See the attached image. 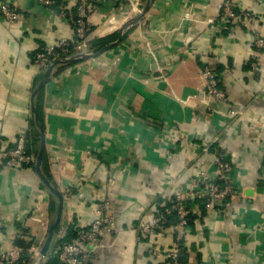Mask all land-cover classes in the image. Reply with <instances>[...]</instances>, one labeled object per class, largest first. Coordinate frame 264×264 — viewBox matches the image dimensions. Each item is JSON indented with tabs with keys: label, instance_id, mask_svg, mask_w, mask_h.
Instances as JSON below:
<instances>
[{
	"label": "crops",
	"instance_id": "1",
	"mask_svg": "<svg viewBox=\"0 0 264 264\" xmlns=\"http://www.w3.org/2000/svg\"><path fill=\"white\" fill-rule=\"evenodd\" d=\"M6 1L19 16L12 25L0 20V151L13 145L18 131L30 134L34 104L45 139L40 172L63 199L50 249L67 229L71 240L87 228L104 204L114 230L87 249L85 264H166L147 250H169L172 233L142 236L138 226L187 190L199 172L213 176L211 151L217 148L232 164L239 195L225 212L192 206L186 262L264 264V51L259 75L250 70L252 40L256 34L264 38V0H235L236 12L254 20L238 17L232 34L211 24L223 0H150L118 44L95 58L55 67L38 92L43 72L32 56L60 40L73 41L71 22L35 0ZM74 4L67 0L65 6L71 11ZM134 15L127 0L99 3L86 51L95 41L115 42ZM204 66L216 74L226 104L208 109L200 102ZM50 202L56 210L57 199L34 167L0 161V253L11 251L21 235L32 239L26 256L37 263L55 215Z\"/></svg>",
	"mask_w": 264,
	"mask_h": 264
},
{
	"label": "built area",
	"instance_id": "2",
	"mask_svg": "<svg viewBox=\"0 0 264 264\" xmlns=\"http://www.w3.org/2000/svg\"><path fill=\"white\" fill-rule=\"evenodd\" d=\"M67 0H35L36 4L44 8H53L61 18H66L71 22L74 38L73 41L60 40L54 46L39 48L32 56V63L39 72L45 71L51 64L58 60L74 55H80L87 51V32L90 26L91 17L99 3L111 0H75L73 10H67L65 4ZM129 1L135 14L139 12L141 3ZM235 0H223L217 17L212 21V25L219 33L232 34L234 32V20L238 17L253 21L254 17L248 12H236ZM18 13L12 3L0 0V20L12 25L18 19ZM254 55L250 60V70L253 76L259 75L261 56L264 51V38L256 34L252 40ZM202 80V91L200 102L208 109H212V103L226 104L227 97L220 88L219 80L214 72L204 66L200 71ZM231 116L240 115L241 112H228ZM228 115V114H227ZM28 130H21L16 133L13 145L0 151V161L5 167H30L34 166V157L26 150ZM210 151L206 148L205 152ZM211 168L215 171L211 176L207 171L199 172L195 178L190 180L188 189L178 192L169 200V206L154 216L150 221L140 223L138 232L142 236H148L159 230L168 229L173 236V242L169 250L160 251L148 248L147 253L151 257L163 258L166 264H184L180 261L183 249L184 236L188 226L189 216L194 210L189 202L199 200L204 204L205 210L225 212L229 210L239 191L232 182V164L226 158L222 150L217 148ZM174 214V223H167L166 218ZM96 217L91 224L77 233L76 237L69 242L55 244L50 253L58 264H85L87 249H95L99 240L107 233L114 230V219L107 214L105 207L98 206ZM166 226V227H165ZM24 256V251L13 247L9 252L0 253V264H16Z\"/></svg>",
	"mask_w": 264,
	"mask_h": 264
},
{
	"label": "water",
	"instance_id": "3",
	"mask_svg": "<svg viewBox=\"0 0 264 264\" xmlns=\"http://www.w3.org/2000/svg\"><path fill=\"white\" fill-rule=\"evenodd\" d=\"M149 2H150V0H145L144 3H142L140 5L139 12L137 14H135L132 17V19H130L126 24H124L119 29L117 40L115 42L109 43V44L105 45L104 47H102L101 49H99L97 51L93 50V51L86 52V53H83V54H80V55L70 56L68 58L58 60L55 63L51 64L45 71H43L42 79H41L39 85L37 86L35 92H38L41 89L43 84L50 77V74H51V72L53 71V69L55 67H57L59 65H66V64H70V63H74V62L87 60V59H90V58H95V57L99 56L100 54H102L103 52L111 49L116 44H118L120 42L121 38H122L123 31L127 27L136 24L144 16V14L146 13V11L148 9ZM33 96H32V99H33ZM31 114H32V123H33L34 129L38 130V135H39V146H38L37 154H36L35 159H34V169H35L38 177L40 178L42 184L57 199V207H56V210H55L54 219H53L52 223L50 224V226L48 228L46 239H45L43 245L41 246V248L39 250L38 261L36 263V264H43L47 254H48V252L50 250L51 242H52V239H53V236H54V231L59 226L60 221H61L62 209H63V199H62L61 194L49 183V181L40 172V164H41L42 156H43V152H44L45 139H44V134L42 132V128H41V126H40V124L38 122L37 112H36V109L34 107V104H32Z\"/></svg>",
	"mask_w": 264,
	"mask_h": 264
},
{
	"label": "trees",
	"instance_id": "4",
	"mask_svg": "<svg viewBox=\"0 0 264 264\" xmlns=\"http://www.w3.org/2000/svg\"><path fill=\"white\" fill-rule=\"evenodd\" d=\"M108 42H109L108 39H106V40L95 41L93 44L90 45V49H91V50H94V49L99 50V49H101L102 47H104ZM87 45H88V44H87ZM39 119H40V117H39ZM29 128H30V134H29V135L27 134L26 150H27V153H28L29 155H32V156L35 158V155L37 154L36 149H35V147H36V142H37V134H36L35 131H34L33 123H30ZM32 150H33V151H32ZM43 153H44V152H43ZM30 167L33 168L34 166L31 165ZM41 167H42V169H45V158H44V154H43V156H42ZM47 178H48V180H49V177H48V176H47ZM171 198H172V197H171ZM171 198H170V199H171ZM170 199H169V200H170ZM169 200H168V203H169ZM168 203H167L165 206H163V207H161V208H158V212H157L154 216L158 215L160 212H163L164 209H165L166 207L169 206ZM189 203H190L191 206L194 205V206H196L197 208H199V209H201V210H205V208H204V204H203L201 201H199V200H194L193 202H189ZM49 211H50V213H54V211H55V204H54V202H50V204H49ZM193 216H194V215H192V214L189 216L188 225L190 224L191 219H192ZM166 220H167V223H168V224H170V223H174V221L176 220V217H175L174 214H172V215H170L168 218H166ZM165 227H166V226H165ZM69 229H70V228H69ZM69 229L66 230V235H64L62 238H60L56 243H54V245H55V244H60V243H62V242H69V241H71L73 238L76 237L77 233L73 235V237H72L71 240H68V239H67V233L69 232ZM58 231H59V227H57V228L55 229L54 233L56 234V233H58ZM162 231H164V230H159V231H157V232H162ZM20 237H21V235H19L18 237H16L15 240H14V243H13V244H14V247H16V248H20V249H22V250L24 251V256H23V257H22V258H21L16 264H29L28 259H27V256H26V251L31 247V245H32L33 242H32V239H31L30 241H28V242H25V241H24L23 239H21ZM54 245H53V246H54ZM53 246H52V247H53ZM185 256H186V255H185V250H184V245H183V249H182V252H181L180 261H181L182 263H184V264H187L186 259H185ZM50 257H51V258H50ZM50 257H49L48 260H46V262H45L44 264H52V263H51L52 260H54L55 263L58 264L57 259H56L53 255H50ZM52 258H53V259H52ZM51 259H52V260H51Z\"/></svg>",
	"mask_w": 264,
	"mask_h": 264
},
{
	"label": "rangeland",
	"instance_id": "5",
	"mask_svg": "<svg viewBox=\"0 0 264 264\" xmlns=\"http://www.w3.org/2000/svg\"><path fill=\"white\" fill-rule=\"evenodd\" d=\"M142 4V3H141Z\"/></svg>",
	"mask_w": 264,
	"mask_h": 264
}]
</instances>
